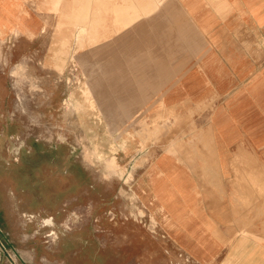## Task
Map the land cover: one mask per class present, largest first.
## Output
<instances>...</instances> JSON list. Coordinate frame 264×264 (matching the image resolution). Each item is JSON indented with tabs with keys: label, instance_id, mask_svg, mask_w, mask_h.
I'll return each mask as SVG.
<instances>
[{
	"label": "rangeland",
	"instance_id": "374dc122",
	"mask_svg": "<svg viewBox=\"0 0 264 264\" xmlns=\"http://www.w3.org/2000/svg\"><path fill=\"white\" fill-rule=\"evenodd\" d=\"M57 1L33 38L12 33L0 43V264H192L186 238L172 236L159 204L138 188L158 150L211 148L197 139L198 119L168 118L153 102L125 107L102 89L88 51L105 52L96 42L108 31L95 13L97 30H79L57 65ZM84 39L92 41L85 48ZM255 219L243 221L241 235Z\"/></svg>",
	"mask_w": 264,
	"mask_h": 264
},
{
	"label": "crops",
	"instance_id": "0c3cea01",
	"mask_svg": "<svg viewBox=\"0 0 264 264\" xmlns=\"http://www.w3.org/2000/svg\"><path fill=\"white\" fill-rule=\"evenodd\" d=\"M40 2L35 13L33 0H0V43L48 23L55 0ZM94 13L108 31L96 42L105 52L91 54L104 90L125 107L192 114L211 146L158 150L140 196L168 207L192 264H264V0H91V23Z\"/></svg>",
	"mask_w": 264,
	"mask_h": 264
},
{
	"label": "bare ground",
	"instance_id": "6f19581e",
	"mask_svg": "<svg viewBox=\"0 0 264 264\" xmlns=\"http://www.w3.org/2000/svg\"><path fill=\"white\" fill-rule=\"evenodd\" d=\"M83 2V3H82ZM90 4L91 0H61L60 1V17L57 23V39L53 45L55 48L52 47L53 58L56 60L57 65H65L67 60L72 53L74 38L77 36H81L83 33L90 34L89 29L93 28L96 29L90 23ZM72 26L70 29L66 26ZM97 30V29H96ZM92 41L90 39H84L81 41V47L85 48L88 44H91ZM90 55L92 52L94 53L93 49L88 51ZM55 63V62H54ZM99 77V78H98ZM97 83L105 89V76H98ZM105 91V90H104ZM129 152L127 153V156ZM160 209L164 213L165 216L169 219L168 212L165 210L168 207H165V204H159ZM170 220V219H169Z\"/></svg>",
	"mask_w": 264,
	"mask_h": 264
}]
</instances>
